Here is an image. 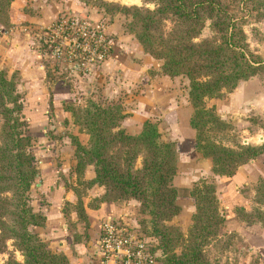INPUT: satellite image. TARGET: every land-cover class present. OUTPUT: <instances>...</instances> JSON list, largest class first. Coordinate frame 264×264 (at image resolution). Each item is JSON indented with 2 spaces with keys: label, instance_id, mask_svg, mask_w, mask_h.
I'll return each instance as SVG.
<instances>
[{
  "label": "trees",
  "instance_id": "1",
  "mask_svg": "<svg viewBox=\"0 0 264 264\" xmlns=\"http://www.w3.org/2000/svg\"><path fill=\"white\" fill-rule=\"evenodd\" d=\"M97 1L109 12L130 15L127 28L146 53L162 60L164 73L188 77L193 106L190 125L196 131V148L211 158L214 173L233 175L240 165L264 153V143H237L232 147L220 142L216 136L226 133L228 123L213 107L205 105V98L221 96L240 80L264 71V59L250 50L243 29L245 17L261 13L263 0H148L154 2V8ZM11 2L0 0L3 25L11 23ZM168 21L171 25L166 28ZM206 22L211 34L200 37ZM17 80L18 76L7 77L0 70V252L12 239L23 258L8 256L0 264H70L63 251L53 250L38 234L46 217L34 211L29 202V190L39 169L30 149L32 136L25 127ZM65 108L78 130L88 134L86 144L71 135L75 169L82 172L87 163L93 162L95 175L88 185L105 187L99 202L130 197L139 200L140 210L150 216V234L159 238L163 264H212L203 246L217 238L225 219L215 184L202 182L190 191L196 208L185 236L179 227L166 223L181 208L172 184L177 161L175 143L162 140L156 123L149 120L144 121L140 132L127 133L120 127L125 114L116 102L101 103L89 97L84 105L68 102ZM255 198L264 202V176L257 182ZM76 210L85 221L87 215L79 195ZM236 216L247 224L257 221L264 227V209L258 206L252 211L238 208Z\"/></svg>",
  "mask_w": 264,
  "mask_h": 264
},
{
  "label": "crops",
  "instance_id": "2",
  "mask_svg": "<svg viewBox=\"0 0 264 264\" xmlns=\"http://www.w3.org/2000/svg\"><path fill=\"white\" fill-rule=\"evenodd\" d=\"M66 13L99 19L96 15L89 14L79 0H12L11 27L0 37V69H4L8 77L14 73L18 76L17 90L22 94L26 129L33 136L32 148L40 170L33 183L35 198L32 205L35 210L46 216L45 225L41 227L43 231L38 230L44 239L54 244L52 245L54 248L63 249L72 264L69 251L71 248L64 234L67 226L62 209L66 200L75 202L76 199L75 188L66 185L68 179L65 177L70 173L74 163L73 145L68 133L69 131L77 133L82 139L85 134L77 131L70 112L65 109V104L80 100L83 94L95 93L96 89L101 91L99 94L102 96L111 97L121 85L130 86L135 92L129 101L133 115L132 118L127 117L125 124L129 126L133 124L139 130L146 117L158 114L163 118L161 123L168 128L167 133L177 132L181 135L188 130L191 137L192 131L188 126V120L180 118L181 104L185 101L187 104V99L176 100L173 97L172 89L169 87L174 80L172 77L151 73L159 64L155 65L153 60L142 52L136 41L133 45V42L126 41L123 35L111 33L114 47L110 57L89 72L76 67L71 68L69 65L39 55L34 36L36 27L40 28ZM109 30L116 32L114 24H109ZM86 86L88 92L85 90ZM139 115L143 118L137 124L134 118ZM186 115L188 117L187 113ZM248 135L247 143H258L252 141L257 135ZM169 137L175 138L174 135ZM189 140L191 141L184 138L180 141L179 147L181 148L184 141ZM189 147L190 151L194 150L191 144ZM189 147L184 151L189 150ZM199 160L208 166L207 174L211 173L209 159ZM263 175L264 153L241 165L232 176L215 177L217 184L221 182L218 184V191L225 216L222 228H225V232H235L240 237L238 245L247 251L249 260L256 258L255 264H264V227L259 223L246 225L238 220L236 209L246 208L251 204L253 186ZM84 176L86 178L93 176L91 164L87 166ZM197 176L205 177L206 172H199ZM71 177L75 178L74 172ZM185 177L189 179L190 175ZM98 188L102 190L101 187ZM114 212L115 204L106 201L100 202L98 208H86L89 222L87 231L90 235L91 231L95 233L92 235L93 239H88L85 243L87 246L83 245L87 247V253L91 257L86 264L97 263V232L105 219L118 217Z\"/></svg>",
  "mask_w": 264,
  "mask_h": 264
},
{
  "label": "rangeland",
  "instance_id": "3",
  "mask_svg": "<svg viewBox=\"0 0 264 264\" xmlns=\"http://www.w3.org/2000/svg\"><path fill=\"white\" fill-rule=\"evenodd\" d=\"M79 1L82 3L83 7L86 8L89 14L96 15V17L99 18L100 20L108 22V32L110 35L111 33H116V35L121 34L124 37H126V41L133 42V45H135L134 41H136L141 47L142 52L148 58L153 60L155 65L156 63L159 64V65H156L157 69L156 68L153 69V71L151 72L152 74H166L161 69L162 60L154 58L153 56L146 53L143 50L141 44L138 42L134 33L129 31V29L127 28V22L130 20V15L128 13L122 12V11H116L114 13L109 12L97 0H88V1L79 0ZM104 1L118 3L120 5H128V6L138 5L140 7H148V8L155 7L154 2L148 1V0H104ZM260 11L261 13L259 15L251 14L250 16L245 17V20L243 21V29L246 33V38H247V42H248L250 50L254 54L258 55L260 58L264 59V0H263V5ZM9 17H10V8H9ZM109 24L110 25L114 24L116 32H111L112 28L110 29L111 31L109 30ZM170 25L171 23L168 21L166 28H169ZM0 26H3L4 28H6L8 32L11 27V23L9 25H3L0 22ZM36 28L39 30V27H36ZM37 29H35L34 31L35 32L34 36L36 35L38 31ZM210 34H211V30L209 28L208 22H206V25L202 29L200 37H205ZM0 70H4V69H0ZM13 76L17 77V74L14 73ZM170 77L174 79L172 84H169V87H171L172 89L171 94L173 95V97L176 100L183 99V98L187 99V104H186V101L185 103L181 104L182 108H181L180 118L181 119L184 118L188 120V126L190 130L192 131L191 137H190V131L188 130L181 133V135H183L184 138L191 139V141L190 140L184 141L182 143L181 148L179 147V144H180V141H182L184 138H182V136L177 132H175V134L167 133L168 128L164 126V123H161L163 122V118H161L158 114H155L153 116L150 115L149 117H146L143 120L142 125L139 128V130L138 128L134 127L133 124H131L130 126L125 124L127 117L129 116L128 118H132V115H133V112L130 110L131 103L129 101L133 97V94L135 92L133 91V88H130V86L121 85L111 97L102 96L101 94H99L101 91H97L99 89H96L95 93L83 94V97L80 100L71 101V103L75 105H84L87 98L89 97L101 103L116 102L121 105L122 110L125 114L122 120L120 121V127H122L127 133L136 134L140 132L143 127L144 121L149 120V121H153L156 123L162 140L173 141L175 143V147L177 150V161H176V172L173 176L172 184L177 188V191H178L177 199H178V202L180 203L181 208H180L179 213L173 216L170 220L166 221V223L179 227V229L186 236L188 229L192 224V214L196 208L194 197L190 194V191L193 189L195 185H200L202 182L214 183L216 186V194L219 200L218 201L219 208L222 211L221 202L219 198V191H218V184L220 185L221 182L220 183L218 182L217 184L215 181V177L220 174L214 173L212 169L211 158L203 156L201 152L198 151L196 148V143H195L196 131L190 125V117L193 113V106L188 96L189 79L184 74H178V75L170 76ZM205 105L207 107H213L215 112L221 117V119L225 121L226 123H228L226 133L221 134V137L216 136L217 138L221 139L220 142H222L224 145L235 147L237 143L245 144L248 142L247 140L248 139L247 136H249L248 134L257 135L256 136L257 138L255 139L252 138V141L258 142L255 144H261V142L264 141V138H263V135H264V71H260L248 77L247 79L240 80L238 84L230 91H223V94L221 96L205 98ZM186 109H189V110L186 111ZM186 113L188 114V117ZM142 118L143 117L139 115L138 117L134 118V121L138 124V122ZM71 120L73 122L72 116H71ZM74 125L76 126L78 132L84 133L85 135H84V139H82L81 137L79 138V135L77 133H73L69 131L68 137L70 141H71V135H75L77 136L78 140L81 143L86 144L88 141V134L85 132L79 131L78 126L75 123ZM171 135H174L175 138L169 137ZM32 139H33V136H32ZM190 144H191V147L194 146V150L192 151H190V147H189ZM72 145H73L74 163L71 166L70 173L67 176L65 175V177L69 181V182L66 181V185L68 184V185L74 186L76 199H75V202H70L66 200L62 205L63 215L65 216V219H66L65 223L67 226L66 227L67 229L65 230L64 234H65V238L66 237L68 238V242L71 248V250L69 251L72 257V260H71L72 264H86V262L89 263V259L91 257H89L87 253V250H86L87 247H84L83 245L87 242L88 239H93L94 236L92 235H95V233L91 231L92 235H90L87 231V228L89 227L87 216H86L85 221L82 218L78 217L77 210H76L77 199H78V195L81 196L85 212H86V208H98V206L100 205L99 199L104 194L105 187L99 184L88 185V180L93 178L95 175L93 162L87 163L84 169L82 170V172L77 173L75 169V163H76V158L74 155L75 146L73 143ZM187 147H189V150L184 151ZM30 149L32 150L35 156V152H34V149L32 148V145ZM57 157L59 156L57 155ZM206 158L209 159L210 161L211 173H208V174H207L208 166H206V163L200 160L198 161V159H206ZM35 163L39 169V166H38L39 163H38V159L36 156H35ZM89 164L92 165L93 176L91 178H86L84 175L86 173V169ZM137 165L138 166L141 165L140 158H138L137 160ZM191 167H194V168H191ZM71 171L74 172L75 178L71 177L72 175ZM202 171L206 172V176L198 178L197 175L199 174V172H202ZM62 175L64 174L62 173ZM185 175H190V178L187 179ZM221 176L228 177L227 175H221ZM263 176H260V177H263ZM191 178L193 180H190ZM259 178L256 180L253 186V190H252L253 196L250 201L251 204L245 208L247 211H250V210L252 211L257 206L260 209H264V202H257L255 198V189H256V185H257ZM33 183L29 190V195H30L29 202L31 205H32V200L35 198V195H34L35 187L33 186ZM98 186L101 187L102 190L98 188ZM246 190H248V188H246ZM111 203L115 204L116 212L114 213L118 215L117 218L121 221L120 223H122L125 227H127L129 231L134 232L138 237H142L143 239L147 240L151 244L152 250L156 253V256H157L156 259H157L158 264H163L162 261L160 260V257L163 255V252H162V248L160 247L159 238L156 235L150 234L151 228H150V223L148 221L150 219V216L149 214L142 212L140 210L139 200H137L136 198L130 197L126 199L111 201ZM32 207L34 211L41 212V211L35 210L33 205ZM74 211L76 212L75 217H74ZM240 221L244 222L243 220H240ZM223 223L219 226L217 238L212 240L210 243H207L205 246H203V252L206 258H208L212 264H255L256 258L253 257L252 260L251 259L249 260V258L247 257V251L238 245V239H240V237L235 232H228V233L225 232L224 231L225 228H222ZM253 223H259V222L255 221ZM253 223H249V224L245 223V224L251 225ZM38 234L53 250L63 251L67 255L69 262H70V258L68 254L63 249H57L56 247L54 248V246H52L54 245L52 242H49L46 239H44L40 235V232H38ZM99 234L100 233L98 231L97 232L98 237H99ZM85 246L87 245L85 244ZM67 247H68V243H67ZM178 250L179 248H177V251ZM8 256H13L18 260H22L23 258L20 251L14 246L12 239L7 240L6 248L2 252H0V262L7 259Z\"/></svg>",
  "mask_w": 264,
  "mask_h": 264
},
{
  "label": "built area",
  "instance_id": "4",
  "mask_svg": "<svg viewBox=\"0 0 264 264\" xmlns=\"http://www.w3.org/2000/svg\"><path fill=\"white\" fill-rule=\"evenodd\" d=\"M7 32L0 26V36ZM39 55L89 72L107 60L114 47L108 22L72 13L61 14L35 35ZM117 217L105 219L97 239V264H158L151 244Z\"/></svg>",
  "mask_w": 264,
  "mask_h": 264
},
{
  "label": "water",
  "instance_id": "5",
  "mask_svg": "<svg viewBox=\"0 0 264 264\" xmlns=\"http://www.w3.org/2000/svg\"><path fill=\"white\" fill-rule=\"evenodd\" d=\"M85 90H86V92H88V86H86V89Z\"/></svg>",
  "mask_w": 264,
  "mask_h": 264
}]
</instances>
